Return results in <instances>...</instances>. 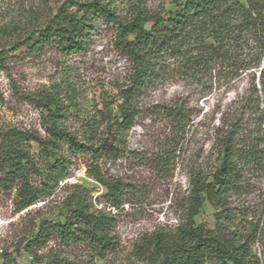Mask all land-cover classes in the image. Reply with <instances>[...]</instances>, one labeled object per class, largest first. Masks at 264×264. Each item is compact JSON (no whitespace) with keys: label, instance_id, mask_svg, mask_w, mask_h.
I'll use <instances>...</instances> for the list:
<instances>
[{"label":"trees","instance_id":"16d2710c","mask_svg":"<svg viewBox=\"0 0 264 264\" xmlns=\"http://www.w3.org/2000/svg\"><path fill=\"white\" fill-rule=\"evenodd\" d=\"M126 1L123 15L113 1L73 2L74 10L62 4L41 27L0 49V69L21 49L33 54L51 46L69 55L89 43L99 21L116 27L118 47L133 65L128 83L117 90L122 101L116 104L117 114L105 106L98 117L77 116V131L64 124L71 112L63 94L75 92L71 80L64 92L53 86L32 93L29 99L41 110L44 134L16 127L0 130V188L14 190L16 210H23L69 176L73 157L86 155L90 173L108 189L109 203L118 205L124 182L104 177L96 162L123 154L124 133L134 123V101L167 75L214 72L234 79L245 73L250 77L246 96L218 134L216 164L208 172L193 171L179 223L144 236L136 250L147 264H264V190L255 184L264 181L263 2L173 0L172 9L153 11L145 0ZM70 107L77 112L75 103ZM155 108L175 128L188 118L182 104ZM205 201L214 209L212 228L195 221ZM64 206V220L41 222L26 250L35 254L51 238L85 244L100 257L115 249L110 235L114 218L92 208L85 187L76 185ZM46 264L69 263L52 257Z\"/></svg>","mask_w":264,"mask_h":264},{"label":"rangeland","instance_id":"374dc122","mask_svg":"<svg viewBox=\"0 0 264 264\" xmlns=\"http://www.w3.org/2000/svg\"><path fill=\"white\" fill-rule=\"evenodd\" d=\"M82 1L88 0H0V49L7 50L41 27L58 6L65 4L74 10L73 2ZM104 1L116 2L120 13L125 14L126 0ZM256 1L264 4V0ZM145 2L153 11L174 7L173 0ZM116 35L114 25L97 21L89 43L76 53L64 55L51 46L33 54L26 49L14 52L0 69V130L16 127L44 134L41 110L29 96L53 86L64 92L68 79L75 92L63 94L71 112L64 124L71 131L80 128L77 116L98 117L105 106L117 114L116 104L122 102L117 90L128 83L133 65L119 49ZM249 79L245 73L228 79L212 72L196 77L177 73L155 80L133 103L136 113L133 126L123 136V154L96 162L104 177L124 182L118 205L109 203L108 189L90 173L86 155L73 157L69 176L23 210H16L14 190L0 188V264H46L52 257L69 264H147L136 246L144 236L173 229L179 223L190 177L193 171L208 172L216 164L218 134L244 100ZM70 103H75L77 112ZM160 104L185 106V123L179 128L171 126L154 111ZM33 152L37 153L35 146ZM255 184L264 190L263 180ZM76 185L89 191L93 209L113 216L110 235L116 241L115 249L100 257L85 244L67 245L51 238L35 254L30 253L24 247L26 241L41 222L64 220L65 198ZM195 221L213 227L214 209L208 202L203 203ZM254 248L262 252L261 244Z\"/></svg>","mask_w":264,"mask_h":264},{"label":"built area","instance_id":"2783aa9c","mask_svg":"<svg viewBox=\"0 0 264 264\" xmlns=\"http://www.w3.org/2000/svg\"><path fill=\"white\" fill-rule=\"evenodd\" d=\"M257 245H258V243H257ZM259 254V253H258Z\"/></svg>","mask_w":264,"mask_h":264}]
</instances>
